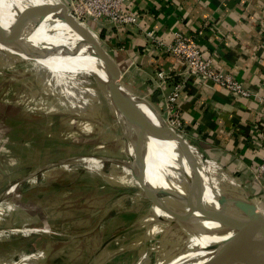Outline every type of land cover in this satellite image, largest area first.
I'll list each match as a JSON object with an SVG mask.
<instances>
[{
    "label": "rangeland",
    "instance_id": "1",
    "mask_svg": "<svg viewBox=\"0 0 264 264\" xmlns=\"http://www.w3.org/2000/svg\"><path fill=\"white\" fill-rule=\"evenodd\" d=\"M88 21L85 19L82 25L102 48L101 36L89 26ZM100 22L112 24L105 20ZM65 42L73 46L67 40ZM85 54L94 57L92 50H86ZM98 83L92 76L52 72L0 44V164L13 171V163L21 160L18 166L23 168L21 173L6 174L0 170V189L11 192L7 195L19 194L17 199L21 202L31 200L29 214L35 218L34 221L28 220L24 226L17 222L15 225H0V264H21L20 261H12L22 260V257L30 260L31 254L36 253H42L43 257L33 258L27 261L28 264H113L117 258L116 250L112 256L104 258L106 247L112 241L115 248L138 240L147 245L145 235L148 225L145 228L131 227L142 213L154 205L151 196L162 198L165 194L146 191L133 171L117 162L129 160L125 150L126 134L117 115L120 111L116 108V112L113 103L106 97L105 89ZM154 108L165 120L163 104L161 108ZM28 117L32 123L41 124L43 128L37 130L33 127L37 125H26L24 119ZM173 145L184 158V146L176 142ZM167 148L168 162L184 176V163L175 157L170 145L167 144ZM80 157L91 159L83 161L79 160ZM200 161L204 162L201 158ZM199 163L200 172L205 164ZM217 168L219 173L214 172L212 176L218 182L214 191L221 188L240 191L241 185L232 178L234 176L229 174L230 179L225 180L221 176L228 173ZM32 176H36L40 185L33 189L31 196L24 195L30 184L27 180ZM19 179L23 181L16 187L14 182ZM71 191L74 194L70 199L61 197L71 194ZM62 210L70 211V216L56 218ZM92 227L94 229L87 234L89 236L105 232L95 246L86 244L88 248L92 245V254L86 258L82 256L80 260L68 259L78 235L81 239L83 233ZM182 231L168 238V229H165L162 241L170 245L165 264L176 261L196 264L210 252L212 245L231 238L209 224L193 225ZM117 235L120 236L116 239ZM232 239L242 245L237 239ZM162 241L153 254L139 255V264H155L161 259L160 255L165 253L160 250ZM20 244L24 246L20 247ZM18 246L19 249L14 252ZM247 251L251 262L257 264L252 253ZM134 253L131 249L122 255L129 258ZM216 254L213 252L212 256ZM98 256L99 260H96Z\"/></svg>",
    "mask_w": 264,
    "mask_h": 264
},
{
    "label": "crops",
    "instance_id": "2",
    "mask_svg": "<svg viewBox=\"0 0 264 264\" xmlns=\"http://www.w3.org/2000/svg\"><path fill=\"white\" fill-rule=\"evenodd\" d=\"M129 6L138 13V20L127 27L88 19L89 26L101 36L104 50L118 69L119 84L161 108V92L181 83L177 107L181 113L182 137L210 161L206 164L215 168L218 166L228 173L224 172L228 177H231L229 174L233 175L232 178L241 185L240 191L251 197L264 213V178L257 171L264 157V105L258 99H264V0H132ZM16 23L0 18V29L13 32ZM16 30L18 33L27 32L49 48H73L59 35L37 26L25 24L24 28L18 30L16 27ZM146 31L153 32L164 42L170 41L175 31L192 35L203 56L209 58L217 70L230 72L250 95L234 96L216 84L195 83L192 77L187 76L181 61L147 40ZM16 53L31 59L18 51ZM57 55L67 61L80 60L78 53L64 52ZM159 71L169 76L161 88L160 80L156 77ZM24 123L37 125L33 126L37 130L43 128L41 124L32 123L31 118L24 119ZM152 143L157 145L155 140ZM191 153L198 162V153L195 150H191ZM184 156L187 157L186 154ZM20 162L13 163V171H8L1 164L0 170L6 174L21 173L23 168L18 166ZM35 177L27 180L30 184L24 195L31 196L33 189L40 185ZM20 180L14 182L16 187L23 181ZM8 193L11 192L0 189V225H15L17 222L24 226L28 220L34 221L35 218L29 214L33 202H21L17 199L19 194ZM73 194L71 191V194L61 197L70 199ZM59 216L61 219L70 216V211L62 210L56 218ZM92 229L94 227L83 233L81 239L78 235L68 259L80 260L82 256L86 258L92 254V245L88 248L86 244L95 246L105 236V232L87 235ZM227 240L212 245L210 252L196 264H208L212 253L217 252ZM19 246L13 251L16 252ZM36 254H31V259L43 257L42 253ZM30 260L22 257V260L20 258L12 262L28 264ZM133 260L128 264H134ZM254 260L258 262L255 257ZM173 264L187 263L176 261Z\"/></svg>",
    "mask_w": 264,
    "mask_h": 264
},
{
    "label": "bare ground",
    "instance_id": "3",
    "mask_svg": "<svg viewBox=\"0 0 264 264\" xmlns=\"http://www.w3.org/2000/svg\"><path fill=\"white\" fill-rule=\"evenodd\" d=\"M62 5L63 4L59 0H0V18L17 22L21 14L25 12L24 14L27 18V22H25L26 24L50 31L72 43L73 47L81 48L82 50L78 53L80 56V60L78 61H67L62 59L57 54L46 58H34L27 53L21 51L18 52L30 57L46 69L55 73L75 76H92L99 81V86L105 89L107 86V76L104 69L105 67L110 69L109 64L107 61H102L100 57H98L99 48L96 47L95 37L92 36L91 33V35L87 33L78 21H75L72 17H68L65 14ZM28 10L32 12V17L29 16L27 12ZM31 18H33L34 21H37V24L34 23ZM12 33L13 32L11 31L0 29V38L11 37ZM15 36H17L16 40L19 43H22L27 49H33L36 51L50 49L42 42L33 38L27 32L18 33L14 35V37ZM13 50L17 52V50ZM86 50H92L94 57L86 56ZM131 107L136 115L133 127L128 123L127 117L124 118V116L116 110L118 117L123 123L125 134L130 136L129 143L125 142L126 152H130L132 156H136L135 151H137L139 159L143 164H145V182L149 186L160 189L163 191V194H166L163 195L162 198L159 197L156 204L148 211L142 213L131 227L145 228L148 225L145 235L147 245L144 246L142 241L138 240L135 243L126 242L122 246L115 248L112 245V241L106 247L105 253L108 256L105 254L104 258L112 256V252L116 250L117 258L113 264H128V262L133 259L134 264H139V255H143L145 253L153 254L156 252L162 241V236L167 224L172 218L171 216L175 208L174 201L176 199L174 194H186V188L190 184V181H195L201 184V189L204 192V201L208 207L213 210L207 212L206 214H203V212L195 213L191 223L185 226L183 231H186L193 225H214L223 233L238 239V241L258 260L257 264H264V244L253 226H238L230 222L218 221L214 219V216H222L225 210L223 207L217 205L218 191H214V187L217 186L218 182L214 181L215 179H213L214 177L212 178V176L215 175L214 172L219 173L218 168L211 166L209 163L206 164V162L200 161L199 164L202 165L205 163V166L203 165L204 169L200 171L199 175L195 178L193 176V171L189 170L185 159L179 154L177 148L174 147L173 143L175 141L173 139L165 138L161 132L154 128L153 124L155 125V123H158L159 127L162 125L152 114L150 108L142 104L131 105ZM153 140L157 142L156 146L152 143ZM165 140H167V143ZM168 143L175 152V157L184 163V176L177 172L175 168H172L168 162ZM86 159L89 160L91 158H79V160L83 161ZM123 162H125V165H123L126 168L134 171H137L140 166L136 165L135 161L132 160H123ZM201 175L204 177H201ZM193 177L195 180H192ZM221 177L225 178V180L230 179V177L225 174ZM118 236L120 235H117L115 238L117 239ZM131 249L135 251L132 256L127 258L122 255V253L126 250L131 251ZM98 258L99 256L96 260H99ZM93 264L97 263L95 262Z\"/></svg>",
    "mask_w": 264,
    "mask_h": 264
},
{
    "label": "water",
    "instance_id": "4",
    "mask_svg": "<svg viewBox=\"0 0 264 264\" xmlns=\"http://www.w3.org/2000/svg\"><path fill=\"white\" fill-rule=\"evenodd\" d=\"M62 4L65 14L68 17H72L75 21H77L68 11L67 5L64 2H62ZM27 12L29 16L32 17V12H30V10H28ZM24 13L25 12H23L18 18L17 23L13 28V33L11 37L0 38V44L15 49L17 51L27 53L34 58H46L64 52H73L76 54L82 50L79 47H57L45 49L44 51L27 49L25 46H23L22 43H19L16 40L17 36L14 37V35L18 34L16 27L18 30L22 29V27H25V22H27V18L25 17ZM31 19L33 20V18ZM78 23L80 22L78 21ZM82 27L87 33L90 34L89 30L86 29L85 26L82 25ZM96 47L99 48L98 57H100L102 61H107L110 66V69H107L106 67L104 69L105 74L107 76V86L105 88L106 97L109 98V100L113 103L115 108L120 111L121 115L124 116V118L127 117L128 123L132 127L136 115L131 105L142 104L148 106L152 114L157 118V120H159L162 125L159 127V124L155 123V125L153 124L154 128L157 131L161 132V134L165 138L173 139L177 144L184 146L182 149L184 150L183 153L187 156H184L186 164L189 170L193 171V176L196 178L199 175V161L197 162L193 158V155L191 153L192 148L187 143V141L180 134L176 133L169 126H167L165 120L158 112V110H156V108H154V106H152L147 100L132 94L131 92L126 90L121 84H119V72L116 66L114 65L113 61L111 60L110 56L107 54L103 47V49L99 47L97 42ZM129 137L130 136L126 134V143H129ZM126 153L129 157V160L135 161L136 165H140L137 171H132L133 175L142 185V188L146 191H158L160 193H163L162 190L154 188L153 186H149L145 182V164H143L139 159L137 151H135L136 156H132L130 152ZM118 162L123 163L125 165V162H123V160ZM194 177L192 180H195ZM201 188L202 187L199 182L190 181V184L186 188V194H174L176 196V199L174 201L175 208L171 216L172 218L169 220L166 227L169 233L168 238H170L173 233H176L179 230H182L185 226L189 225L195 213L203 212V214H206L207 212L213 210L209 208L208 205L205 203L204 192ZM148 196L151 195L148 194ZM151 197L154 199L155 205L159 197ZM217 205L223 207V209L225 210L222 216H214V219L218 221L230 222L238 226H253L264 244V213L258 208V205L251 197L234 189L229 190L221 188L217 194ZM160 248V250H164L165 253L160 255L161 259H157L158 261H156L155 264H164L168 260V251L170 248L168 242L162 241ZM211 257V261L208 264H223L225 261L229 262V264H231L232 262L235 264H253L250 260L249 253L246 248L240 244H237L236 241L232 238H228V240L225 241L224 244L218 248L217 254Z\"/></svg>",
    "mask_w": 264,
    "mask_h": 264
},
{
    "label": "built area",
    "instance_id": "5",
    "mask_svg": "<svg viewBox=\"0 0 264 264\" xmlns=\"http://www.w3.org/2000/svg\"><path fill=\"white\" fill-rule=\"evenodd\" d=\"M61 1L67 5L68 11L76 20H82L80 22L81 24H83L85 19H91L95 21L105 20L117 27H127L136 24L138 20V13L129 6L132 0ZM145 36L151 44H156L163 48L165 52L181 61L185 65L187 76L192 77L195 83L203 85L210 82L223 87L234 96L248 97L250 95V92L246 90L230 72L217 70L212 65L211 60L203 56L196 38L192 35L175 31L171 40L168 42H164L151 31H146ZM156 76L160 80L159 87H162L164 80L169 77L164 71H159ZM180 84L181 83H178L172 86L169 90L163 91L162 110L165 114L164 118L167 126L181 135L182 119L181 113L177 107ZM258 99L264 105V99L260 97ZM190 147L198 153L201 160L204 162H210L203 158L201 153H199L193 146L190 145ZM257 171L258 174L264 178V157L259 163Z\"/></svg>",
    "mask_w": 264,
    "mask_h": 264
}]
</instances>
